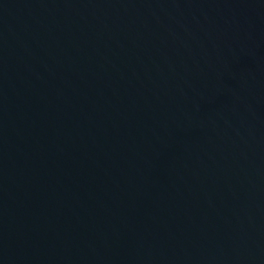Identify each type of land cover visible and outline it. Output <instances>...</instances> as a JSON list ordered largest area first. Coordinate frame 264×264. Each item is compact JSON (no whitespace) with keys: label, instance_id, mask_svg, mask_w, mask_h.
Wrapping results in <instances>:
<instances>
[{"label":"water","instance_id":"1","mask_svg":"<svg viewBox=\"0 0 264 264\" xmlns=\"http://www.w3.org/2000/svg\"><path fill=\"white\" fill-rule=\"evenodd\" d=\"M0 264H264V0H0Z\"/></svg>","mask_w":264,"mask_h":264}]
</instances>
